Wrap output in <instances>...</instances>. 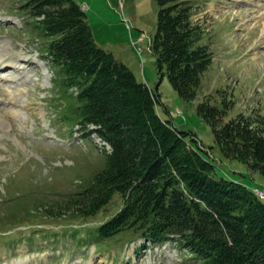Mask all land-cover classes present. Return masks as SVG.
Listing matches in <instances>:
<instances>
[{
  "label": "rangeland",
  "instance_id": "obj_1",
  "mask_svg": "<svg viewBox=\"0 0 264 264\" xmlns=\"http://www.w3.org/2000/svg\"><path fill=\"white\" fill-rule=\"evenodd\" d=\"M78 1L97 42L158 90L161 113L195 133L193 142L209 150L203 152L221 174L258 185L254 191L264 198V176L225 157L197 110L202 102L218 104V124L244 114L264 128V0H197L194 21L205 29L202 42L213 61L191 99L156 64V0ZM22 2L0 0V214L8 216L0 225V264H206L174 239L152 243L131 230L95 238V227L122 206L119 193L94 215L57 212L55 206L104 165V146H110L91 131L95 125L86 130L61 115L46 40L28 26ZM18 197L31 211L18 207ZM15 218L23 222H11Z\"/></svg>",
  "mask_w": 264,
  "mask_h": 264
},
{
  "label": "trees",
  "instance_id": "obj_2",
  "mask_svg": "<svg viewBox=\"0 0 264 264\" xmlns=\"http://www.w3.org/2000/svg\"><path fill=\"white\" fill-rule=\"evenodd\" d=\"M156 2V64L191 99L213 61L202 42L205 29L194 21L197 0ZM22 7L28 26L46 40L61 115L86 130L95 125L91 131L112 146L104 148V165L59 202L57 212L94 215L119 193L122 206L95 227V238L131 230L152 243L177 240L206 264H264V198L253 186L221 174L203 152L209 150L193 142L195 133L161 113L158 90L97 42L79 1L23 0ZM220 108L202 102L197 110L213 126L225 157L264 176V128L244 114L218 124ZM16 200L31 211L24 197ZM33 205L41 208L39 201ZM7 219L0 214V225ZM17 220L23 222H11Z\"/></svg>",
  "mask_w": 264,
  "mask_h": 264
},
{
  "label": "bare ground",
  "instance_id": "obj_3",
  "mask_svg": "<svg viewBox=\"0 0 264 264\" xmlns=\"http://www.w3.org/2000/svg\"><path fill=\"white\" fill-rule=\"evenodd\" d=\"M258 192L261 193L260 191L257 190V193H258ZM259 193H258V194H259ZM263 194H264V192H263Z\"/></svg>",
  "mask_w": 264,
  "mask_h": 264
}]
</instances>
